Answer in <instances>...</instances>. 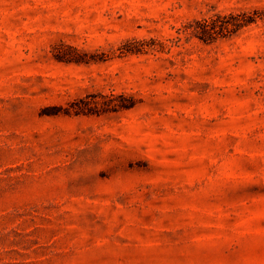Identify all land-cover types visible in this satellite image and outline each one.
I'll return each mask as SVG.
<instances>
[{
    "label": "rangeland",
    "instance_id": "rangeland-1",
    "mask_svg": "<svg viewBox=\"0 0 264 264\" xmlns=\"http://www.w3.org/2000/svg\"><path fill=\"white\" fill-rule=\"evenodd\" d=\"M0 264H264V0H0Z\"/></svg>",
    "mask_w": 264,
    "mask_h": 264
},
{
    "label": "trees",
    "instance_id": "trees-1",
    "mask_svg": "<svg viewBox=\"0 0 264 264\" xmlns=\"http://www.w3.org/2000/svg\"><path fill=\"white\" fill-rule=\"evenodd\" d=\"M232 18L235 19V22L232 23L231 25H233L234 27H240L241 25H245L250 23L251 21L254 20V17H250V18H241L239 20L238 14L237 15H231ZM225 18V16H220L217 15L214 18H210V19H204L201 23V32L203 35H211L212 33H214L216 31V28L218 27V29L222 30H227L228 29V25L229 23H227L226 21H223L222 19ZM220 22V24H218Z\"/></svg>",
    "mask_w": 264,
    "mask_h": 264
}]
</instances>
